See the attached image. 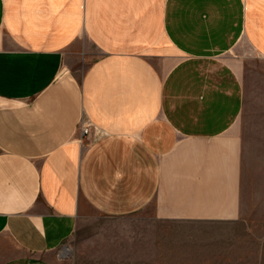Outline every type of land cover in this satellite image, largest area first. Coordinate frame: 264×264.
Instances as JSON below:
<instances>
[{"label":"crops","instance_id":"0c3cea01","mask_svg":"<svg viewBox=\"0 0 264 264\" xmlns=\"http://www.w3.org/2000/svg\"><path fill=\"white\" fill-rule=\"evenodd\" d=\"M261 154L264 0H0V264H62L94 218L191 251Z\"/></svg>","mask_w":264,"mask_h":264},{"label":"rangeland","instance_id":"374dc122","mask_svg":"<svg viewBox=\"0 0 264 264\" xmlns=\"http://www.w3.org/2000/svg\"><path fill=\"white\" fill-rule=\"evenodd\" d=\"M242 206L240 220L221 224V235L195 240L191 251L189 235H141L137 219L94 218L79 225L59 256L62 264H148L139 259L138 245L157 237L179 246L169 254L163 250L162 264H264V154L245 157Z\"/></svg>","mask_w":264,"mask_h":264},{"label":"built area","instance_id":"2783aa9c","mask_svg":"<svg viewBox=\"0 0 264 264\" xmlns=\"http://www.w3.org/2000/svg\"><path fill=\"white\" fill-rule=\"evenodd\" d=\"M82 135L86 136L89 134L90 126L88 124H83L81 127Z\"/></svg>","mask_w":264,"mask_h":264}]
</instances>
